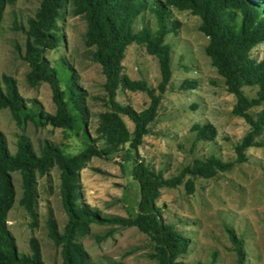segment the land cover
I'll use <instances>...</instances> for the list:
<instances>
[{"label": "rangeland", "instance_id": "rangeland-1", "mask_svg": "<svg viewBox=\"0 0 264 264\" xmlns=\"http://www.w3.org/2000/svg\"><path fill=\"white\" fill-rule=\"evenodd\" d=\"M40 1L13 0L2 11L0 77L15 80L27 112L17 124L8 109H0V132L11 154L15 152L16 135H25L37 154L44 143L50 142L64 154L73 155L97 136V114L109 111L104 76L99 64L91 59V48L84 44L83 16L73 15L70 6L64 5L57 19L59 42L43 57L56 71L63 100L69 96L70 78L82 91L86 124L76 133L52 127L37 117L40 111L55 112L48 84L31 85L26 81L29 68L23 59L27 20L34 16ZM167 22L170 78L162 91L158 87L161 75L157 58L142 45L133 42L126 46L121 60L122 83L116 89V102L136 112L146 109L148 93L127 87L128 83L139 82L158 99L147 133L135 150L124 144L114 153L92 157L84 164L79 171L81 200L106 218L134 217L138 186L131 167L138 161L165 180L179 178L174 187L160 188L155 201L164 222L172 224L188 241L177 262L237 264L228 229L240 241L242 264H264V127L254 138L259 145L244 149L246 161L236 162L234 148L249 126L232 113L234 96L205 53L208 39L200 31V19L190 10L171 6ZM144 24L154 27L150 15L137 18L134 31ZM250 56L255 60L264 57V43L253 47ZM186 81L193 87L183 88ZM241 90L252 98L256 87L244 85ZM263 108L264 102L249 113L254 117ZM120 117L131 133L132 122L124 115ZM211 158L231 166L220 170L214 165L206 168L197 164ZM59 176L56 166L44 176L36 175V226L32 227L29 216L18 205L20 175L11 173L15 195L6 214V228L22 254H29L28 240L35 237L44 264H62L59 246L48 237V220L55 223L59 233L66 222ZM77 241L91 264H158L150 256L153 244L135 227L91 223L89 232Z\"/></svg>", "mask_w": 264, "mask_h": 264}, {"label": "trees", "instance_id": "trees-1", "mask_svg": "<svg viewBox=\"0 0 264 264\" xmlns=\"http://www.w3.org/2000/svg\"><path fill=\"white\" fill-rule=\"evenodd\" d=\"M12 1L0 0V20L5 5ZM66 4L73 15L83 16L86 22L83 41L86 47L91 48V59L101 67L109 111L97 114V136L73 155L64 154L50 142L44 143L37 154L25 135H16L15 152L11 154L0 132V264H44L40 244L35 237L28 240L29 254L17 251L5 219L15 195L11 173L17 172L21 183L18 205L29 216L30 226H36V175L44 176L53 166L60 171L59 193L66 222L59 233L55 223L48 220V237L59 246L62 264H91L83 246L77 241L78 237L89 232L91 223L135 227L153 244L150 256L158 264H183L177 262V258L185 253L188 241L172 224L164 222L155 203L159 189L174 187L179 178L165 180L144 164L134 161L131 176L138 186L136 214L132 218H106L82 202L79 171L92 157L101 158L114 153L124 144L135 150L147 133L146 126L153 120L158 99L139 82L128 83L127 87L148 93L150 102L146 109L136 112L116 102V89L122 83L121 60L126 46L133 42L142 45L148 54L157 58L161 75L158 87L161 91L164 89L170 78L169 46L165 37L170 31L167 20L171 6L190 10L200 19V31L208 39L205 53L223 77L227 91L234 96L232 113L243 118L249 126L234 148L235 161H246L244 149L259 145L254 138L264 127V108L254 117L249 113L251 108L264 102V57L255 60L250 56L253 47L264 43V0H41L34 16L27 20L23 55L29 68L26 81L31 85L46 82L51 91L54 114L40 111L37 117L52 127L77 133L86 124L83 93L70 78L67 86L69 96L63 100L56 71L43 57L46 50L53 49L59 42L57 19ZM145 15L152 17L154 27L144 24L134 31L136 19H143ZM244 85L256 87L254 97L248 98L243 94L241 88ZM192 87L190 81L183 83V88ZM0 109H8L17 124L22 121L21 115L27 112L11 77H0ZM121 115L132 122L131 133L127 131ZM197 164L206 168L214 165L220 170L231 166V163L221 164L213 158ZM226 232L234 244L237 264H242L240 241L230 230L226 229Z\"/></svg>", "mask_w": 264, "mask_h": 264}]
</instances>
